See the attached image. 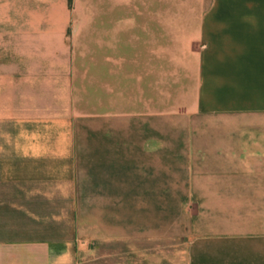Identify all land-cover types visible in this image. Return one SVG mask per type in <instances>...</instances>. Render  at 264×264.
<instances>
[{
    "label": "crops",
    "instance_id": "0c3cea01",
    "mask_svg": "<svg viewBox=\"0 0 264 264\" xmlns=\"http://www.w3.org/2000/svg\"><path fill=\"white\" fill-rule=\"evenodd\" d=\"M0 264H264V0H0Z\"/></svg>",
    "mask_w": 264,
    "mask_h": 264
},
{
    "label": "rangeland",
    "instance_id": "374dc122",
    "mask_svg": "<svg viewBox=\"0 0 264 264\" xmlns=\"http://www.w3.org/2000/svg\"><path fill=\"white\" fill-rule=\"evenodd\" d=\"M181 88H161V102H163L164 98L166 101H172L173 100H177V98L180 96H184V92L182 91V93L179 94ZM140 95V93H139ZM167 103V102H166ZM169 105H173L172 103H169ZM164 106V105H163ZM165 109V108H162ZM168 109V108H167ZM204 154V152H203ZM201 157L199 156V164ZM221 209L222 206L221 205H214V204H197V205H187V206H183L182 212L180 214H176L174 216H172L173 218L170 220L172 221L171 223L169 222V218H166V216L170 217L171 215H166L164 216V218H161V228L164 227V224L166 223V225H170V228H172V230H182V235L185 234V230L186 229H194L192 230V232L194 233V235H200V236H204V234L207 232L212 233L211 230H213V232H218L221 230L222 228V214H221ZM188 232V231H187ZM190 233V231H189ZM189 238L190 241L196 240L195 242L198 244L197 248H202L204 247V241L209 242L206 243V246H209V250H213L211 252H201V250L197 253V258L199 259L204 258V257H212L215 259H221L220 256V243H221V236L220 235H213V236H209L207 237L209 240L197 237V238H191L189 236H187ZM184 239V237H183ZM185 240L186 236H185ZM189 241V242H190ZM183 243H185L183 241ZM205 259V258H204ZM202 260V259H200ZM202 261H207V260H202Z\"/></svg>",
    "mask_w": 264,
    "mask_h": 264
},
{
    "label": "trees",
    "instance_id": "16d2710c",
    "mask_svg": "<svg viewBox=\"0 0 264 264\" xmlns=\"http://www.w3.org/2000/svg\"><path fill=\"white\" fill-rule=\"evenodd\" d=\"M71 5H72V2H71Z\"/></svg>",
    "mask_w": 264,
    "mask_h": 264
}]
</instances>
